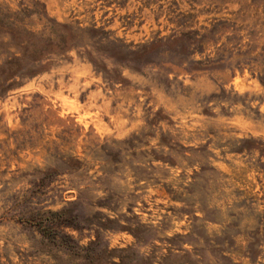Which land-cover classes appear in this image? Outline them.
I'll return each instance as SVG.
<instances>
[{
    "label": "rangeland",
    "instance_id": "1",
    "mask_svg": "<svg viewBox=\"0 0 264 264\" xmlns=\"http://www.w3.org/2000/svg\"><path fill=\"white\" fill-rule=\"evenodd\" d=\"M0 264H264V0H0Z\"/></svg>",
    "mask_w": 264,
    "mask_h": 264
}]
</instances>
